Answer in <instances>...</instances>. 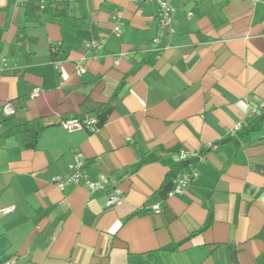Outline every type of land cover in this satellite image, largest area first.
<instances>
[{
  "label": "crops",
  "instance_id": "0c3cea01",
  "mask_svg": "<svg viewBox=\"0 0 264 264\" xmlns=\"http://www.w3.org/2000/svg\"><path fill=\"white\" fill-rule=\"evenodd\" d=\"M60 1L55 19L47 0H0V110L15 109L0 126V211L15 208L0 262L264 264V2L168 0L161 50L154 2ZM77 156L82 177L59 189ZM100 177L120 201L88 191Z\"/></svg>",
  "mask_w": 264,
  "mask_h": 264
},
{
  "label": "built area",
  "instance_id": "2783aa9c",
  "mask_svg": "<svg viewBox=\"0 0 264 264\" xmlns=\"http://www.w3.org/2000/svg\"><path fill=\"white\" fill-rule=\"evenodd\" d=\"M132 3L135 4H142V3H148V2H154L158 5V24H159V29L162 30L164 33L163 35L157 36L154 39V43L157 45L164 44L161 47V50L164 48H167L169 45L168 43L170 42V38L172 34L174 33L173 27H172V21H173V16L175 13V8L168 2V0H129ZM251 2L259 3V2H264V0H250ZM117 16H114V28L113 32L115 34L120 33V27L118 25V18L119 14H116ZM189 17L191 14H188ZM162 42V43H161ZM101 42H92L87 44L89 49H99L101 47ZM57 46H52L51 47V52L56 53L57 51ZM159 50V48H158ZM54 68L58 69L60 67V63L58 61H54ZM86 69L82 66H78L76 68V73L78 75H82L85 73ZM38 89L34 90L32 97L37 95ZM260 114V111H254V115L258 116ZM12 115H15V109L13 108V105L11 102H5L0 110V126L2 123V120L4 118L10 117ZM60 127L64 129L67 132H73L77 130H81L83 128H90L95 125V119L94 118H84L82 120L78 119H71V120H65L61 121ZM239 130V126H236L233 128L232 133H235ZM83 166L84 163L81 161L80 157H76V162L74 165L69 166V174L66 179H60L56 178L55 184L59 189H63L65 185H68L69 183L73 184H78L80 178L83 175ZM197 177L196 172H192L190 174H177L174 176L170 182L172 183L173 189L169 193V195H175L178 193H181L192 181ZM87 188L90 193H95L98 191H109L112 190V193L110 194V200L109 204H114L115 202L120 201V196H119V191L117 189L116 183L114 181H110L107 178L100 177V181L96 184L92 183H87ZM152 210L156 213L160 211V206L155 205L153 206ZM15 211L14 207H10L7 209H3L0 211V215H7L9 213H12ZM0 264H14L13 260H7L4 262H0Z\"/></svg>",
  "mask_w": 264,
  "mask_h": 264
},
{
  "label": "trees",
  "instance_id": "16d2710c",
  "mask_svg": "<svg viewBox=\"0 0 264 264\" xmlns=\"http://www.w3.org/2000/svg\"><path fill=\"white\" fill-rule=\"evenodd\" d=\"M52 4H57L58 7L60 8H57V9H53L52 8ZM67 2H64V1H60V0H47V3L46 5L43 6L41 12L45 15V14H51V17L52 18H55V19H58V18H61L62 16H66V11H67ZM260 111V110H259ZM264 113V105L263 107L261 108V113ZM256 120V119H255ZM254 120V121H255ZM253 121V122H254ZM180 166V169L182 168L181 165ZM179 169V170H180ZM178 169H172L170 171V173H168V176L166 178V180L173 174H176L177 172H179ZM135 215H140V212H137L135 213Z\"/></svg>",
  "mask_w": 264,
  "mask_h": 264
}]
</instances>
